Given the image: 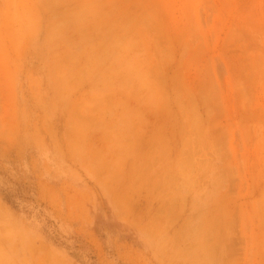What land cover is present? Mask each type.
Segmentation results:
<instances>
[{"label": "rangeland", "instance_id": "1", "mask_svg": "<svg viewBox=\"0 0 264 264\" xmlns=\"http://www.w3.org/2000/svg\"><path fill=\"white\" fill-rule=\"evenodd\" d=\"M0 264H264V0H0Z\"/></svg>", "mask_w": 264, "mask_h": 264}]
</instances>
